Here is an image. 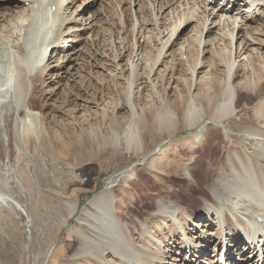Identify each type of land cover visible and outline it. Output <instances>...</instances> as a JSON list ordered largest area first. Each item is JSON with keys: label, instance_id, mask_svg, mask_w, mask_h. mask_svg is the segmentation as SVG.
Segmentation results:
<instances>
[{"label": "rangeland", "instance_id": "obj_1", "mask_svg": "<svg viewBox=\"0 0 264 264\" xmlns=\"http://www.w3.org/2000/svg\"><path fill=\"white\" fill-rule=\"evenodd\" d=\"M72 1H74L70 6L72 12L78 8L83 10L90 4V1L86 3V0ZM134 2L137 1L133 0L132 7L129 0H100L92 9L78 17L81 19L84 16L83 23L85 25L80 27V30L88 27V31H84L81 37L84 41L78 47L81 56L75 63L67 66L61 61L64 68L61 71L56 69L52 75L46 76L47 86L49 85L45 88L46 93H48L46 94L47 98L45 101L41 103L39 101L35 104V110L40 111L38 113L39 131L37 130V134H35L45 135L42 140H45L43 146L38 142L37 145H39L35 150H31L29 153L24 150L19 135L22 125L20 114L24 115L22 110L19 111L14 99L7 102L0 111V167L5 177L11 179L8 188L0 186V195L9 196L11 194L14 210V213H11L0 206L4 209L0 208V264H123L119 255H113L107 249L108 246L114 245H118L117 247L125 255H129L130 252V255L137 252L144 258L155 260L158 251L161 249L159 246L156 248L155 245L159 239H167L169 248H162L161 250L165 251L168 255L166 258L170 261L173 248H171L172 240L168 237L167 230L172 231L173 222L169 219L167 221L156 219L147 225L146 217L154 209L157 198L167 197V192L172 189L178 190L170 176L173 175L171 170L190 161L188 154L192 152V148L183 145L185 139L190 138V135L188 136L186 133L178 132L182 135L173 137L170 142L167 140L168 134H165L164 138L161 137L156 118L168 119V113L181 115V111L186 106L190 105L189 109L193 103L198 106L205 99L207 91L210 92L211 97L221 94L219 100L222 102L227 99L229 92L225 91L229 86L226 84L228 81L226 71L231 62L230 54L231 51L234 52L232 54H235L236 50L238 51L241 41L234 43V46L230 44L228 39L220 38V43L214 41L216 40V29H214V33L209 34L210 36L203 34L202 39L203 41L206 39L208 46L200 49L198 41H191L195 34L202 32L201 25L203 23L200 19L202 15L199 14L201 12L199 11L195 14V22L182 28L176 45L172 46L165 56L158 59L159 52L163 48L162 41L157 40L158 33L161 31L160 39L168 40L173 33V28L176 25L179 26L180 13H182L183 8L180 13L179 10L178 13L175 12L178 15L175 13L169 15L171 18H168L169 21L163 22L164 24L159 18L161 23L159 22L158 26H154L155 17L160 14L159 9H155L156 7L150 4L153 7L147 6L145 12L141 13L139 8L135 7ZM2 4L4 1H0V5ZM7 6L0 11V14L7 11ZM19 7L24 6L20 5ZM263 10L261 9L262 12H264ZM170 11L165 14H170ZM93 16L96 26L90 30L92 27H89L92 24L90 26L88 24L92 21ZM143 16L144 21H146L144 26L146 29L143 30L142 34H139L138 29L141 27L139 25ZM261 18L263 21L261 23H264V13H262ZM85 20L89 21L86 23ZM261 23L252 24L253 28L257 27L260 30L250 29V32L247 30L248 34L254 36L256 43L261 40L257 36L255 37V34H262L264 30V24ZM46 25L48 28L47 23ZM135 25L136 32V29L133 28ZM14 31L13 38L18 40L19 31ZM198 35L200 34L198 33ZM263 45L264 43L262 46L256 45L259 48L258 52H260H256L257 55L259 54L258 56L250 53V65L252 67L249 66V69L238 67L236 69L231 86L244 88L248 79L254 77L260 82L264 81V72H262L264 66ZM182 46L183 50L181 51ZM186 48L187 53L185 52ZM95 51L100 53L99 56L95 57ZM197 58L203 63L202 68L197 72L198 82L191 89L192 70ZM58 60L59 57L58 59L56 57L51 62L54 61V66L59 65ZM137 60H139V68L133 75V67L135 66L133 62L136 63ZM61 62L60 65H62ZM132 79L135 84L131 89L128 86ZM56 81L59 83L55 88L51 85ZM220 91L224 92L221 93ZM46 101L48 106L42 107ZM83 105L86 106L83 107ZM263 105L264 94L261 97L250 95L245 102L239 105L240 113L235 121L225 125L224 129L221 128L222 126H216L217 128L214 129L225 131L232 136L235 142L233 146L236 148L251 147L253 146L251 142H248L250 146L243 141L246 138V134L243 132L244 127L255 123L251 117L254 115L255 109L262 114ZM140 120H145L146 128L142 126L143 122ZM128 126H133L132 128L139 126L137 128L140 132L144 131L149 134L146 140L147 150L145 153L137 155L129 152L124 141L119 147L115 146V137H123L127 133ZM208 126L206 123L205 129ZM209 127L212 128V126ZM214 136L221 147L222 134H215ZM218 144L212 148L218 147ZM160 146L166 155L156 157L154 166L156 172H159L150 173L142 164L139 165L140 161L145 155L153 153ZM19 149L23 150L21 154ZM208 152L217 154L218 150L214 153ZM208 152L207 154H209ZM159 153L160 151L157 149V154ZM168 161L170 162V164L168 163L170 166H167L169 173L167 174L166 171L165 174H162L161 172L166 169L163 170L165 162ZM135 166H137V180H133L132 184L127 186L123 180H118V185L113 188V193L119 197L115 206L113 205L114 209L116 207L114 217L120 224H128L130 231L125 232L122 227L114 229L115 233L112 237L106 234L107 237L105 240L102 239L101 243L97 241L98 239L91 242L90 246L94 248V253L84 254L83 257H75L74 259L80 247L76 234L79 224L74 221L77 210L86 206L93 195L102 191L106 182L111 178ZM13 169L20 171L17 175H21L24 189H21L13 181L11 175ZM28 179L29 182H27ZM166 188L171 190L168 189V191ZM197 204H199L198 200L195 205ZM140 223L143 224L144 229ZM198 223L206 225L208 219L203 218ZM80 226V231L84 228L83 233H89L90 230L87 225H82L83 228ZM142 229L145 231L143 237ZM189 230L192 231V236L196 238L202 236V231H213V229L209 230L205 227L195 229V226H189ZM176 239L180 243L179 238ZM142 241L144 244L141 243ZM112 242L114 243L112 244ZM96 247L106 249L107 253L98 252ZM170 250L172 251L170 252ZM179 260L175 264H187L185 254ZM158 263L149 262V264Z\"/></svg>", "mask_w": 264, "mask_h": 264}, {"label": "bare ground", "instance_id": "obj_2", "mask_svg": "<svg viewBox=\"0 0 264 264\" xmlns=\"http://www.w3.org/2000/svg\"><path fill=\"white\" fill-rule=\"evenodd\" d=\"M0 1H4V4L0 5L1 11L8 5L7 11H5L4 14H0V111H2L3 106L7 102H11L13 99L16 102L19 111L22 110L24 116L20 114L22 125L20 127L19 135L24 150L29 153L31 150H35L36 147H38V142L43 146V142L45 141H42L45 135L42 136L40 133L36 135L37 130L39 131L38 113H40V111L37 112L35 110V104L39 101L41 103L47 98L46 94L48 93H46L45 88L49 85L47 86L48 83L46 76L52 75L53 71L56 69L57 71H61L62 68H64V63L67 66L68 64L75 63L79 59L81 54H79L80 50L78 47L81 42L84 41L81 37L84 31H88V27L80 30V27L85 25V23H83L84 16L81 19H78V17L92 9L100 0H86V3L90 1V4L86 8L83 10L78 8L73 12L70 11V6L74 2L72 0ZM136 1L137 2H134L135 7H138L139 12L141 11V13L143 11L145 12L147 6L150 8L154 6L156 7L155 9H159L160 14L156 15L155 21L153 22L154 26H158L160 20H162V24L167 20L169 21L171 18L169 15H172V13L174 15L178 10L180 13V10L183 8L182 13H180L181 19L179 26L176 25L173 28V33L168 40L163 41L160 39L161 31L158 33L157 40L162 41L161 45H163V48L159 52L158 59L165 56L170 48L176 45L182 28L194 23L195 14L199 13V11H201L199 14L202 15V17H200L203 23L201 25L202 32L197 31L200 35H198V33L195 34L191 41H198L200 49L208 46L206 39H204V41L202 39L203 34L212 35L215 31L214 29H216V40L214 41L219 42L221 39H228L233 46L234 43H237L238 41L241 42L240 46H238V51L236 50L235 54H232L233 51H231L230 54L231 62L226 71L228 80L226 84L229 86L225 91L229 92L227 99H224L222 102L219 100L221 94H216L211 97V95H209L210 92L207 91L205 99L201 101L198 106H195L194 103L191 105L190 109L188 108L190 105L188 107L186 106L179 116L174 113H168L167 116H169V118H165L166 120L156 118V122L160 128L159 135L161 137L168 134L169 138L167 140L170 142L173 137L182 135L180 133H186L188 136L190 135V138L185 139L183 145L192 148V152L188 154L190 161L185 165H178L171 170V172L173 171V175L170 176L174 180V184L178 190L176 191L172 189L174 190L172 191L168 188L171 190L169 191L166 188L169 191L167 192L168 196L157 198L154 204V209L147 214L146 217L147 225L156 219L163 221L169 219V221L173 222L172 231L167 230V233L169 234L164 233L168 235L170 240H172L171 248H173V252H171L172 250H170V252L173 255L169 258L170 261L166 258L168 255L165 251L163 252V250H161L162 248H169L167 239L157 240L155 244L156 248L159 246L161 249L158 247V250L160 249L161 251H158L155 260L144 258L137 252H133L131 255L130 252L129 255H125V253L123 254L120 251V248L117 247L118 245L108 246L107 249L109 252H112L113 255H119L123 264H149L150 261L159 262L160 264H175L180 261L179 259L184 254L185 262L187 264H260L262 258H264V110H261V112L263 111L261 114L260 111L255 109L254 115L251 117L255 123L244 127L243 132H245L246 138H244L243 141L244 143L247 142V144L248 142H251L253 146L248 144L251 147L247 146L245 148L243 147V149L234 147L233 143L235 142L232 136L225 131H220L214 128L216 126H222L221 128L224 129L223 127L225 125L235 121L240 113L238 110L239 105L242 102H245L246 99H248V96L261 97V95L264 94V81L260 82V80L255 77L249 78L244 88L231 86L232 78L236 69L238 67H247L248 69L249 66L252 67L250 65V53L256 55L257 53H260L258 52L259 48H257L256 45L262 46L264 43V30H261L262 34H255V37L257 36L259 40H261L259 43H256L257 41L253 38V35H250V33L248 34L250 29H258L257 27L253 28L252 24L263 22L261 16L264 12H262L261 9H264V0ZM129 3L133 7V0H129ZM150 4L153 6L151 7ZM20 5H23L25 8L19 7ZM169 10H171L170 14H165ZM89 20H85V22L87 23ZM94 21L93 16L92 21L88 24V26L92 24V26L89 27H92L90 30L96 26ZM196 21L198 20L196 19ZM46 23L48 24V28H46ZM145 23L146 21H144L143 16V20L139 25L141 27L138 29V33L140 31L139 34H142L143 30L146 29V27H144ZM133 28L134 30L136 29V32V25ZM14 30L19 31L18 40L13 38L15 35ZM258 30H260V28ZM9 34H11V36H8ZM10 39L12 40L10 41ZM180 50H183V46ZM185 52L187 53V48ZM94 54H96V57L99 56L100 53L95 51ZM56 57L57 59L59 57V65L54 66V61L53 63L51 61ZM60 62L62 65H60ZM133 63L135 66H132V74L134 75L135 71L139 68V60H137L136 63ZM202 63L203 62L197 58L192 70L191 89H193L198 82L197 72L202 68ZM262 69V72H264V66ZM119 74H121V72H119ZM57 78L59 77L57 76ZM58 83L59 81H56L51 86L55 87ZM134 84L135 83L132 79L129 82L128 87L132 89ZM53 90L55 91L56 89ZM220 92L223 93L224 91ZM184 103L186 102L184 101ZM47 106L48 102L46 101L42 107ZM85 106L83 105V107ZM140 121L143 122L142 126L146 128L145 120ZM45 122L47 124V121ZM206 123L209 126H212V128L208 126V128L205 129ZM152 124L154 125L153 122ZM132 127H127V133L123 137L115 135L116 141L114 144L116 147H119L121 142L124 141L129 152L131 151L137 155L145 153L147 150L146 140L149 134L144 131L140 132L137 128L139 126L136 128ZM218 132L223 136V139L221 138V140L218 138V141L220 140L222 144L221 147L217 142V138L214 136L215 134H220ZM213 142H215L214 145ZM217 144L218 147L213 149L212 146H217ZM157 149L160 151L159 154H157ZM157 149L151 154H144L145 156L141 159L139 164L146 167L150 173L159 172H156L157 170L154 166L156 157L166 155L161 146ZM217 150V154L208 152L212 151L214 153ZM22 151V149H19L20 154ZM207 152L209 154H207ZM165 163L164 168H162L163 170L166 169L165 171L162 170V174H165L167 168L169 169L167 166H170L169 161ZM136 169L137 166L131 167L128 171H124L111 178L106 182L102 191L93 195L86 206L77 210V214L74 216V221L77 222L79 226L81 225L80 227L82 228L84 225H87L90 231L88 234L83 233L82 230L84 228L81 232L79 226L78 231H76L77 229L75 230L77 239L80 242V247L74 256V259L75 257L81 258L84 254L90 255L94 253V248L90 246L91 242L98 239L97 241L101 243V241L105 240L107 237L106 234L110 235L109 237H112L114 235L113 233H115L114 229L122 227L125 232L130 231L128 224H120V222L114 217L116 207L114 209L113 205L115 206L119 197L113 193V188L116 187L121 180L125 182L126 186L133 180H137ZM18 172L20 171H16V169L12 170L11 175L13 181H15L21 189H24V182L20 177L21 175H17ZM166 173L168 174L169 172L167 171ZM10 181L11 179L5 177L0 167V186L8 188ZM27 182H29V179ZM160 184L162 185V183ZM173 188L175 187L173 186ZM10 195H0V206L6 208V210L11 213H14L13 197ZM197 200L199 204L195 205ZM203 218L208 219L206 225H200L198 223ZM141 226L144 229L143 224ZM189 226H195V229L205 227L209 230L213 229V231H202V236L196 238L192 236V231L189 230ZM143 229L142 231L140 230L142 237L145 235ZM176 238H179L180 243ZM113 243L114 242H112V244ZM141 243H143V241ZM97 251L107 253L106 249L97 248ZM166 252L168 251L166 250Z\"/></svg>", "mask_w": 264, "mask_h": 264}]
</instances>
